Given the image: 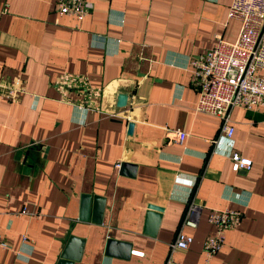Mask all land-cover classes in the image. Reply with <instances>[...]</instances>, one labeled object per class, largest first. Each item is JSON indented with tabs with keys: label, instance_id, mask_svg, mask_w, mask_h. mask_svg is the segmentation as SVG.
Here are the masks:
<instances>
[{
	"label": "crops",
	"instance_id": "0c3cea01",
	"mask_svg": "<svg viewBox=\"0 0 264 264\" xmlns=\"http://www.w3.org/2000/svg\"><path fill=\"white\" fill-rule=\"evenodd\" d=\"M85 1L77 20L58 15L54 0H0V264H56L69 237L82 241L72 264H162L197 176L202 209L175 260L201 264L207 212L234 208L240 224L209 264H264V108L233 107L230 142L211 152L220 121L194 111L186 66L216 35L235 39L230 0ZM229 148L251 160L248 170H231ZM84 194L103 198L99 223L92 198L79 219ZM149 203L162 208L155 236L142 232ZM109 239L130 254L106 255Z\"/></svg>",
	"mask_w": 264,
	"mask_h": 264
},
{
	"label": "built area",
	"instance_id": "2783aa9c",
	"mask_svg": "<svg viewBox=\"0 0 264 264\" xmlns=\"http://www.w3.org/2000/svg\"><path fill=\"white\" fill-rule=\"evenodd\" d=\"M54 9L58 15H70L77 20L83 19L90 11L85 0H54ZM6 7L0 9V15ZM227 18L238 22V30L232 42L215 36V43L203 53L187 60V69L191 74V84L197 93L194 111L214 116L220 125L216 138L211 141V152H220L225 142H230L233 128L229 122V113L233 107L246 110L264 108V0H230ZM15 89L8 88L7 97L11 100ZM185 133L175 132V140L180 143ZM225 154L231 161L234 172L248 170L251 160L239 156L229 148ZM119 162L114 166L119 168ZM200 176H197L188 190L184 208L176 225L175 233L167 244L162 264H180L175 254L187 250L192 238L184 232L185 227L194 228L198 222L202 206L196 201L194 189ZM20 214H26L21 208ZM241 212L234 208L211 209L206 221L212 227L202 242V263L209 264L212 257L223 246L224 235L240 224ZM20 241L28 243L25 235ZM7 242L0 232V249L7 248ZM135 254H141L133 252Z\"/></svg>",
	"mask_w": 264,
	"mask_h": 264
},
{
	"label": "water",
	"instance_id": "95a60500",
	"mask_svg": "<svg viewBox=\"0 0 264 264\" xmlns=\"http://www.w3.org/2000/svg\"><path fill=\"white\" fill-rule=\"evenodd\" d=\"M126 103V95L120 93L116 96L115 106L117 108L123 107ZM133 124L131 122L127 123L126 133L130 134L132 132ZM134 171V166L126 162H121L119 164L118 172L120 174L127 173L132 175ZM92 198V208H91V220L99 223L101 220V214L103 209V198L98 196L90 197V195L84 194L80 199V209H79V219L87 220L89 212V202ZM162 208L154 204H147L144 222L142 226V232L148 236H155L160 218H161ZM82 241L69 237L64 248L60 252L56 264H72L73 261L79 259ZM106 255L118 256L125 258L130 254V246L128 243L119 242L116 240H107Z\"/></svg>",
	"mask_w": 264,
	"mask_h": 264
}]
</instances>
